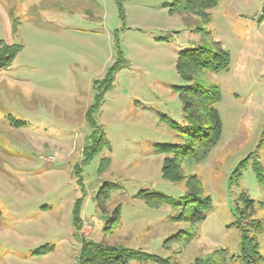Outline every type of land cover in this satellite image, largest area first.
I'll return each mask as SVG.
<instances>
[{
	"label": "rangeland",
	"instance_id": "rangeland-1",
	"mask_svg": "<svg viewBox=\"0 0 264 264\" xmlns=\"http://www.w3.org/2000/svg\"><path fill=\"white\" fill-rule=\"evenodd\" d=\"M174 1L124 0L123 20L116 0L71 16L37 9L19 18L11 0H0V42L21 45L0 69V264H87L90 248L92 258L117 249L122 264H220L215 251L240 254L243 228L264 256V0H219L209 22L171 11ZM200 47L227 51L230 64L187 81L179 52ZM196 82L220 90L213 107L223 126L200 162L162 152L183 142L169 123L184 124L176 87ZM166 157L179 180L163 175ZM195 183L212 200L199 222L182 201ZM143 190L173 202L145 203ZM246 192L256 201L250 218Z\"/></svg>",
	"mask_w": 264,
	"mask_h": 264
},
{
	"label": "trees",
	"instance_id": "trees-1",
	"mask_svg": "<svg viewBox=\"0 0 264 264\" xmlns=\"http://www.w3.org/2000/svg\"><path fill=\"white\" fill-rule=\"evenodd\" d=\"M120 14L123 20L126 19V11L123 6L124 0H116ZM219 0H175L171 4V11L178 14L182 13H196L206 16V21L209 22V13L207 10L212 9L218 4ZM21 49V45L12 44L5 41L0 42V69L10 66L17 54ZM121 55V52H120ZM230 54L223 50L220 53L209 52L206 47L182 50L179 52L178 69L182 77L187 81L194 80L196 75L202 70L221 71L228 68L230 64ZM118 61L110 68L106 75V85L103 92H98L95 97L93 108L101 106L104 101V95L113 84L114 75L117 72ZM193 76V77H192ZM180 98L183 101V114L184 124L179 125L176 121L170 120V125L178 131L179 136L182 138L181 143H167L162 146L163 153H181L182 155H191L194 161L200 162L205 159L210 153L212 148L216 145L222 135V120L219 111L213 107L221 98L220 90L217 86L203 85L196 82L194 85H185L176 87ZM107 144L105 136L101 142ZM101 146V145H100ZM99 148V146L97 147ZM91 151L93 156L96 149ZM91 156V158H92ZM104 166L100 171L107 170V165L110 163L108 158L103 159ZM173 158L166 157L163 165V175L170 180H179L180 177L174 174V168L171 167ZM103 164V163H102ZM239 167H237L238 169ZM260 167H256L259 169ZM237 169L235 171L237 172ZM234 171V173H235ZM260 175V181L264 183V175ZM197 182V181H196ZM117 185V184H114ZM201 183L189 185V189L182 201L186 205L193 206L192 217L194 221H203L206 218L207 212L212 208L211 198H201L202 194ZM144 194L139 198L144 200L145 203L154 206H160L167 202H173L170 198L161 193L149 190H143ZM141 194V193H140ZM181 201H175V205H180ZM240 202L248 211L247 218L256 215V201L246 192L242 193ZM79 206V205H78ZM78 206L76 214L78 213ZM251 210V211H250ZM234 213L241 220L240 207L234 205ZM246 215V212H242ZM115 221L119 223L120 208L116 209ZM247 218L245 220H247ZM76 218V222H77ZM256 223L255 232H260L263 228V223L254 218ZM253 229V228H252ZM254 230V229H253ZM228 250L222 249L215 251V256L220 258V264H264V256L260 252V246L256 236L251 234L250 229L243 228L241 234V252L238 255L228 256ZM126 259L117 249H102L90 260H85L87 264H122ZM210 259L203 261L200 264H209ZM196 264V263H194ZM215 264V263H213Z\"/></svg>",
	"mask_w": 264,
	"mask_h": 264
},
{
	"label": "crops",
	"instance_id": "crops-1",
	"mask_svg": "<svg viewBox=\"0 0 264 264\" xmlns=\"http://www.w3.org/2000/svg\"><path fill=\"white\" fill-rule=\"evenodd\" d=\"M104 1L105 0H11L10 6L16 11V16L15 13L13 14L12 12V15H14L12 18H19V11L35 12L37 9L44 10L43 13L48 15H50V10L59 11L65 17L66 14L70 16L76 14L77 12L75 10H81L84 4L89 5V7L94 5L99 8L101 3L104 4ZM25 17L26 16H23V18Z\"/></svg>",
	"mask_w": 264,
	"mask_h": 264
},
{
	"label": "water",
	"instance_id": "water-1",
	"mask_svg": "<svg viewBox=\"0 0 264 264\" xmlns=\"http://www.w3.org/2000/svg\"><path fill=\"white\" fill-rule=\"evenodd\" d=\"M92 248H90L89 250H88V252H87V254H86V258H85V260H90L91 258H92Z\"/></svg>",
	"mask_w": 264,
	"mask_h": 264
}]
</instances>
